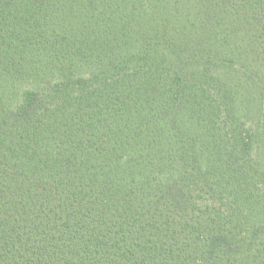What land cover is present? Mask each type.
I'll return each mask as SVG.
<instances>
[{
	"label": "trees",
	"instance_id": "16d2710c",
	"mask_svg": "<svg viewBox=\"0 0 264 264\" xmlns=\"http://www.w3.org/2000/svg\"><path fill=\"white\" fill-rule=\"evenodd\" d=\"M0 264H264V0H0Z\"/></svg>",
	"mask_w": 264,
	"mask_h": 264
}]
</instances>
